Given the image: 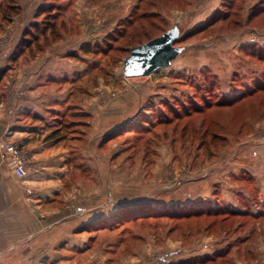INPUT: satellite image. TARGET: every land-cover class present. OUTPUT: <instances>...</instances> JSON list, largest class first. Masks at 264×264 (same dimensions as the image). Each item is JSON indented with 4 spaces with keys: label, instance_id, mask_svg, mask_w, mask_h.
<instances>
[{
    "label": "rangeland",
    "instance_id": "374dc122",
    "mask_svg": "<svg viewBox=\"0 0 264 264\" xmlns=\"http://www.w3.org/2000/svg\"><path fill=\"white\" fill-rule=\"evenodd\" d=\"M43 1L56 21L22 63L52 49L38 89L60 104L59 134L80 136L66 145L87 146L66 184L84 215H106L79 227L84 248L61 263L264 264V0ZM175 26L169 65L123 76L131 47ZM182 205L213 214L180 217Z\"/></svg>",
    "mask_w": 264,
    "mask_h": 264
},
{
    "label": "crops",
    "instance_id": "0c3cea01",
    "mask_svg": "<svg viewBox=\"0 0 264 264\" xmlns=\"http://www.w3.org/2000/svg\"><path fill=\"white\" fill-rule=\"evenodd\" d=\"M0 2L1 70L11 67L12 53L26 28L38 21L35 14L44 1ZM9 5L17 11L8 16ZM51 50L27 64L19 56L0 82V140L17 144L27 159L26 176L17 178L11 156L0 150V264H65L60 259L84 248L87 237L79 227L106 216L84 215L88 206L87 198L79 196L81 187L66 184L72 172L68 162L75 156L80 166L87 146L76 151L66 143L81 142L80 136L70 140L54 134L51 110L58 111L60 104L51 101V88L45 93L38 89L41 76H49L51 83V68H43L45 62L51 66ZM61 94L59 101L87 115V105L76 106L71 95Z\"/></svg>",
    "mask_w": 264,
    "mask_h": 264
},
{
    "label": "water",
    "instance_id": "95a60500",
    "mask_svg": "<svg viewBox=\"0 0 264 264\" xmlns=\"http://www.w3.org/2000/svg\"><path fill=\"white\" fill-rule=\"evenodd\" d=\"M178 27L175 26L129 50L124 59L123 76L137 77L153 73L169 65L180 52L175 43L178 40Z\"/></svg>",
    "mask_w": 264,
    "mask_h": 264
},
{
    "label": "trees",
    "instance_id": "16d2710c",
    "mask_svg": "<svg viewBox=\"0 0 264 264\" xmlns=\"http://www.w3.org/2000/svg\"><path fill=\"white\" fill-rule=\"evenodd\" d=\"M149 3H151L150 5L153 6V3L151 1ZM53 4H55V3H51L50 2V4L43 5V6L41 5L38 8V10H37V12L35 14L36 18H38L42 14H47V16H50L53 19L52 20H50V19L43 20L42 21V24H43L42 28L43 29L40 28L41 21H35L29 27L26 28V30L24 31V33L22 35V38H21L20 42L17 44L15 50L12 53L11 62L12 61L13 62L16 61L18 59V57L21 56L25 51H27L31 47L33 48V46H35L36 41H34V39H36L37 35L39 33H41L40 32L41 30H42V32L46 31L47 29L50 30V31L52 30L53 24L56 21V19H54L56 14L50 12V10L53 8ZM57 7H58V5H57ZM7 8H8V16L10 15L9 14L10 12H16L17 11V10H15L16 7H14V6H10L9 5V6H7ZM141 14H142L141 17L153 16V14L158 16L159 15V11H156V10L142 11ZM224 15H225V13H224ZM47 16H46V18H49ZM207 22H211L212 23V21L210 19ZM178 40H179V38H178ZM178 40L176 42H178ZM8 69H9V67L0 70V82H1L2 77L4 76V74L8 71ZM66 110L67 111H71V113L73 112L74 115L75 114H80V112L75 107H73L71 105H68ZM59 132H60V127L55 128L54 134H59ZM204 210L205 209H201V208L193 207V206L192 207L188 206L187 208H184L183 205H182L181 207H179L178 211L176 212V215H179L180 217H188V216H199V215L202 214V212H206L207 214H213L209 209L206 210V211H204ZM102 225H104V226L106 225L107 226L108 224L103 223ZM110 225H112V224H110Z\"/></svg>",
    "mask_w": 264,
    "mask_h": 264
},
{
    "label": "built area",
    "instance_id": "2783aa9c",
    "mask_svg": "<svg viewBox=\"0 0 264 264\" xmlns=\"http://www.w3.org/2000/svg\"><path fill=\"white\" fill-rule=\"evenodd\" d=\"M0 150L3 152V155L9 154L11 156V161L9 162L10 167L17 178L25 177L27 174V159L19 146L5 139H1Z\"/></svg>",
    "mask_w": 264,
    "mask_h": 264
}]
</instances>
